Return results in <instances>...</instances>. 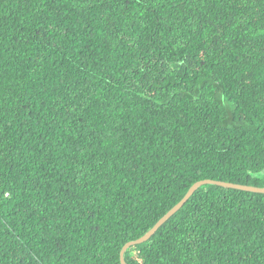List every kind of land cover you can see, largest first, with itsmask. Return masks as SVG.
<instances>
[{"label": "trees", "instance_id": "obj_1", "mask_svg": "<svg viewBox=\"0 0 264 264\" xmlns=\"http://www.w3.org/2000/svg\"><path fill=\"white\" fill-rule=\"evenodd\" d=\"M202 181L264 188V0H0V264H120ZM123 260L264 264V194Z\"/></svg>", "mask_w": 264, "mask_h": 264}, {"label": "water", "instance_id": "obj_2", "mask_svg": "<svg viewBox=\"0 0 264 264\" xmlns=\"http://www.w3.org/2000/svg\"><path fill=\"white\" fill-rule=\"evenodd\" d=\"M206 184H213L217 186H221L224 188H230V189H235V190H240L244 192H250V193H255V194H264V188H256V187H248V186H239V185H233V184H228V183H220V182H214V181H202L195 183L186 193V195L183 197V199L176 205L174 206L164 217H162L154 226L153 228L146 233L143 237L140 239L127 243L124 245V247L120 251V264H125L123 260V254L126 251V249L132 245H137L146 242L149 240L151 236L158 230L160 226H162L170 217H172L176 212H178L184 204L188 201V199L193 195V193L200 188L203 185Z\"/></svg>", "mask_w": 264, "mask_h": 264}, {"label": "snow or ice", "instance_id": "obj_3", "mask_svg": "<svg viewBox=\"0 0 264 264\" xmlns=\"http://www.w3.org/2000/svg\"><path fill=\"white\" fill-rule=\"evenodd\" d=\"M49 14H51V13H49ZM229 27H230V25H229ZM217 33L219 34V38L217 40L218 43L225 38L226 34H228V33H225L221 29H217ZM174 39L177 41V43L182 42V37L176 36V37H174ZM205 55H207V52H205ZM132 75L135 76V75H137V73H133Z\"/></svg>", "mask_w": 264, "mask_h": 264}]
</instances>
